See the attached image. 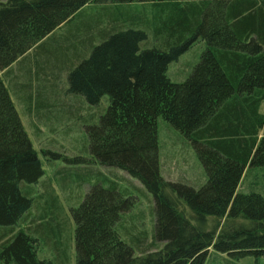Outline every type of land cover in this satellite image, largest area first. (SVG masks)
I'll use <instances>...</instances> for the list:
<instances>
[{
  "label": "trees",
  "instance_id": "obj_1",
  "mask_svg": "<svg viewBox=\"0 0 264 264\" xmlns=\"http://www.w3.org/2000/svg\"><path fill=\"white\" fill-rule=\"evenodd\" d=\"M134 2L153 5L152 20L122 8ZM90 3L101 10L81 13ZM64 26V36L45 42ZM197 41L198 62L183 81L170 80L169 64ZM18 60L19 91L30 101L37 82L43 120L53 115L48 97L60 94L51 82L65 74L66 93L89 105L108 96L86 126L91 161L124 171L153 197L150 237L124 238L117 225L134 197L106 177L90 185L70 210L76 264H205L212 250L255 264L264 257V195L237 192L246 167H264V0H0V71ZM158 118L191 145L201 184L162 177ZM43 174L0 76V264H52L37 246L38 234L53 231L55 196L47 210L28 186Z\"/></svg>",
  "mask_w": 264,
  "mask_h": 264
},
{
  "label": "rangeland",
  "instance_id": "obj_2",
  "mask_svg": "<svg viewBox=\"0 0 264 264\" xmlns=\"http://www.w3.org/2000/svg\"><path fill=\"white\" fill-rule=\"evenodd\" d=\"M121 5H123L124 10H128L130 13L144 12L150 20L156 13V8L149 3L134 2ZM116 6L118 7L120 4ZM100 10L99 4L90 3L84 7L81 13L89 16ZM65 34V26L57 28L45 38V42L52 37H62ZM151 43L152 39H149V44L146 43L145 45L143 42L141 47H149ZM203 47L204 43L197 41L177 61L169 64L168 78L174 82L183 81L192 66L198 62ZM36 54L33 49L27 54L32 64V73L35 72ZM23 62L18 60L13 63L9 69L0 71V76L44 171L37 183L28 185L31 189V195L39 202L38 205L42 204L43 207L46 205L47 210L52 211L54 207L51 196H55L57 205L58 215L54 214L53 231L51 233L43 231L42 234H38V257L49 260L52 264H76L75 226L70 210L82 202L89 186L97 180H101L102 177H106L109 181L118 182L122 188L129 191L135 200L132 208L122 216L117 225L120 235L128 238L130 234L136 235L145 231L149 238L152 228V216L150 214L153 206L152 195L145 190L138 180L127 176L124 171L105 167L91 161V155L88 153L86 126L98 122L99 117L108 107V96L104 95L97 105H89L81 97L66 93L65 74V76L63 75L58 80L51 82L54 83V86L56 85L60 94L59 97L58 93L48 97L51 106H53L51 109L53 117L43 120L37 114L41 106L37 105V82L33 81L31 84L32 98L30 101H27L26 97L19 91L20 83L21 81L23 83L24 80L20 70ZM23 67L26 68V66ZM7 70L9 71L5 73ZM43 85L44 83L40 82V87ZM62 108L65 110H61ZM56 109L61 110V112L54 111ZM259 111L264 114V101ZM65 112L66 114H64ZM42 113L48 112L45 109L42 110ZM157 133L162 177L164 179L183 178L195 184L202 183L204 181L203 168L186 139L162 118L157 119ZM263 133L264 128L259 132V136H262ZM76 158H84L89 160V163L76 162ZM237 192L264 195V167H246L238 184ZM44 200H46L45 204ZM31 214V217L36 216L37 210H33ZM220 221L223 222V219ZM56 222H59L58 226ZM24 225L22 223L20 227ZM205 264H255V262L252 256L237 260L212 250ZM258 264H264V257L259 258Z\"/></svg>",
  "mask_w": 264,
  "mask_h": 264
},
{
  "label": "crops",
  "instance_id": "obj_3",
  "mask_svg": "<svg viewBox=\"0 0 264 264\" xmlns=\"http://www.w3.org/2000/svg\"><path fill=\"white\" fill-rule=\"evenodd\" d=\"M262 104V103H261ZM261 106V105H260ZM260 108V107H259ZM259 113H260V111H259ZM203 173H204V171H203ZM162 175V174H161ZM179 179H183V178H179ZM183 180H187V179H183ZM204 180H205V175H204ZM187 181H189V180H187ZM191 182V181H190ZM192 183V182H191ZM193 184H195V183H193ZM199 184H201V183H199ZM199 184H196V185H199Z\"/></svg>",
  "mask_w": 264,
  "mask_h": 264
}]
</instances>
